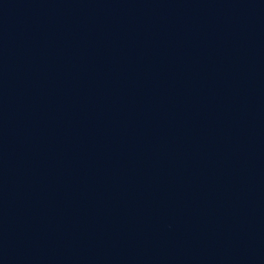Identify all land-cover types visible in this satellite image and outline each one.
<instances>
[{"label": "water", "instance_id": "1", "mask_svg": "<svg viewBox=\"0 0 264 264\" xmlns=\"http://www.w3.org/2000/svg\"><path fill=\"white\" fill-rule=\"evenodd\" d=\"M0 264H264V0H0Z\"/></svg>", "mask_w": 264, "mask_h": 264}]
</instances>
